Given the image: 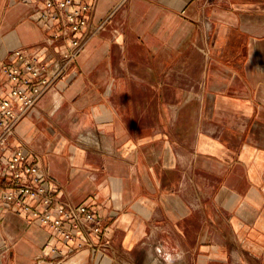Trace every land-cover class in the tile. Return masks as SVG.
Returning a JSON list of instances; mask_svg holds the SVG:
<instances>
[{
    "label": "crops",
    "instance_id": "crops-1",
    "mask_svg": "<svg viewBox=\"0 0 264 264\" xmlns=\"http://www.w3.org/2000/svg\"><path fill=\"white\" fill-rule=\"evenodd\" d=\"M47 0H0L2 69L67 48ZM109 19L16 127L65 204L103 218L78 250L1 204L0 264H264V0H80Z\"/></svg>",
    "mask_w": 264,
    "mask_h": 264
},
{
    "label": "built area",
    "instance_id": "built-area-1",
    "mask_svg": "<svg viewBox=\"0 0 264 264\" xmlns=\"http://www.w3.org/2000/svg\"><path fill=\"white\" fill-rule=\"evenodd\" d=\"M94 8L95 3L80 0H47L40 19L52 38L67 41L66 50L48 64L40 59L41 50L18 49L16 62L3 67L8 96L0 94V190L1 204L9 211L49 227L63 241L76 243L78 250L103 251L108 248L103 218L85 205L63 203L47 186L48 176L34 151L20 144L6 157L18 124L66 77L90 39L106 27L111 16L92 27Z\"/></svg>",
    "mask_w": 264,
    "mask_h": 264
}]
</instances>
